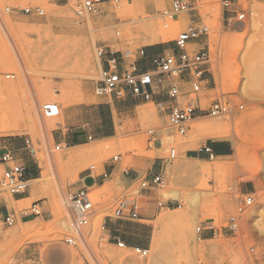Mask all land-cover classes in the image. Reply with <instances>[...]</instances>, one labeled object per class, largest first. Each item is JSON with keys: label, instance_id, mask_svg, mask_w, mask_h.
I'll use <instances>...</instances> for the list:
<instances>
[{"label": "rangeland", "instance_id": "374dc122", "mask_svg": "<svg viewBox=\"0 0 264 264\" xmlns=\"http://www.w3.org/2000/svg\"><path fill=\"white\" fill-rule=\"evenodd\" d=\"M138 1L139 8L127 17L118 13L125 2L98 5L90 17L95 47H108L127 63L137 61V65L146 63L149 67V49L170 53L179 33L190 26H206L208 36L189 45L194 52L208 49L211 57L207 86L198 98L202 107L222 98L233 113L198 118L186 135L180 136L152 101L143 100L144 105L132 107L130 95H97L99 69L90 29L86 20L77 23L68 0H0V152L3 148L14 151L30 179L23 194L28 199L15 201L0 191V217L6 205L17 219L12 227L0 231V264L37 260L43 264H264V0H239L231 6L245 13L244 22L233 27L226 23L221 0H194L191 12L180 14L167 25L158 14L170 0ZM25 8H40L43 15L19 12ZM253 20H257V28L251 26ZM9 28L16 31L29 54L27 63L21 59ZM140 49L145 50L144 58L139 57ZM252 50L259 52L253 64L262 70L263 77L252 89L248 84L249 94L242 96L244 57ZM89 74L92 79L85 78ZM7 75L13 78L7 79ZM5 82H15L18 94H7ZM34 85L49 89L54 102L60 104V115L49 119L58 126L50 134L39 119L34 117L30 127L24 116L27 101L31 105L37 98ZM47 102L40 101L39 112ZM13 122L21 126L15 128ZM212 124L222 127L220 134L226 137L229 151L209 160L200 149L217 141L209 130ZM69 130L81 136V146L64 142ZM102 135L112 136L101 139ZM24 139L31 141L35 158L19 150L23 145L17 144ZM63 143L64 149L47 155V149ZM80 151L86 153L76 156ZM114 156L119 161L114 162ZM52 160L58 163L53 183L34 190L31 181L40 179ZM91 167L95 168L92 175ZM113 168L116 170L111 174ZM125 170L143 174L128 178ZM155 174L161 177L159 184L142 190L141 180ZM88 175L93 180L91 187L86 186L88 178L83 180ZM82 187L89 191L92 210L88 225L78 235L63 198ZM245 193L251 194L253 205L240 219L238 232L228 233L226 221ZM137 199L145 202L137 220L114 217L121 201ZM34 202L40 204L42 215L20 220ZM211 223V232L206 230L200 237L195 234L196 227ZM81 233L88 244L79 237ZM114 237L126 248L117 247ZM68 238L76 244L68 245ZM153 243L158 245L156 252ZM135 246L148 250L145 259L133 253Z\"/></svg>", "mask_w": 264, "mask_h": 264}, {"label": "built area", "instance_id": "2783aa9c", "mask_svg": "<svg viewBox=\"0 0 264 264\" xmlns=\"http://www.w3.org/2000/svg\"><path fill=\"white\" fill-rule=\"evenodd\" d=\"M72 5L73 15L77 23H83L88 16H92L98 11V5L104 1L122 3L131 0H68ZM239 0H221V5L227 13L226 23L233 27L236 23H243L245 13L240 10L230 9L233 5H238ZM194 0H170L169 6L159 12L158 17L163 24L177 20L180 14L189 13L193 10ZM231 10V11H230ZM19 12L37 16L43 15L40 8H25ZM162 24V25H163ZM209 29L206 26H190L186 31L179 33L174 40V50L170 53H160L147 59L149 67L142 63L137 65V61L127 63L124 57L117 52L111 51L108 47L96 45L95 56L100 66L98 74V86L96 93L99 96L141 97L144 101H152L155 96L164 95L165 102H156L155 105L162 113L167 125L178 135L185 136L189 131V125L198 118H220L231 115L233 108L222 98L212 100L207 106L202 107L199 93L206 88V74L210 65L211 57L208 49H200L197 52L189 48L192 42L202 37L208 36ZM118 33H116L117 35ZM139 57H145V50H139ZM7 79L13 75H7ZM239 109H242L240 106ZM43 117L51 119L60 115L57 104L47 102L41 106ZM91 141V136L87 137ZM66 147V144L63 143ZM62 147L55 145L53 150L47 149V155L53 151H59ZM31 158H35V150L29 139H24L23 147L19 149ZM200 152L205 154L209 160L215 157L211 146H204ZM114 162L119 161L118 156L112 158ZM95 168L91 167L90 171ZM28 169L18 159V155L7 148L0 152V191L8 193L13 198L20 196L28 191L29 177ZM124 176L130 177L131 171H123ZM106 177V175H102ZM160 175H153L143 178L140 183L142 190L154 189L160 182ZM65 207L73 216V226L79 235L81 229L88 225L89 214L92 210V200L89 191L82 187L63 198ZM253 205V197L249 193L242 195L234 212L228 217L225 230L228 233L236 234L239 230L240 219L247 209ZM158 207L162 206L157 203ZM141 207L136 201L123 200L114 211L116 219L137 220L140 216ZM42 215L41 206L38 202L30 205L27 211H23L20 220L31 216L39 217ZM17 219L14 214L5 212L0 217V231L12 227ZM102 226V230H104ZM213 229L210 226H198L195 234L201 236L206 230ZM114 243L119 248L126 247L119 238H113ZM66 243L70 246L76 244L73 238H68ZM133 253L140 259H145L148 250L135 246L131 248ZM254 248L250 249L253 252ZM30 264H43L41 261H33Z\"/></svg>", "mask_w": 264, "mask_h": 264}, {"label": "bare ground", "instance_id": "6f19581e", "mask_svg": "<svg viewBox=\"0 0 264 264\" xmlns=\"http://www.w3.org/2000/svg\"><path fill=\"white\" fill-rule=\"evenodd\" d=\"M209 1H213V0H209ZM138 2H139L138 0H135V1H132V2L131 1H127L124 4H122L119 7V9H118L119 15H121V17L130 16L132 13H134V10L139 8V3ZM219 16H220V14H219ZM90 17L91 16H88L86 18V23H87V27L90 29V33H91L90 44H91V46L93 48H95V38H94V35H93L94 30L92 29V21L90 20ZM6 23L8 24L10 22L6 21ZM122 23H123V21H122ZM251 26L257 28L258 27L257 20H253ZM174 28H175V23H174ZM174 28H172V29L174 31H176L177 29L176 28L174 29ZM9 30H10V28H9ZM10 33H11V37L13 39V42H14L15 46L17 47V51L20 54L21 59L24 62L27 63L29 61L30 56H29L28 53L25 52V50H24V48L22 46V42L17 38L16 31H11ZM82 47H83L84 51L87 49V45L85 43L82 44ZM258 53L259 52H256L255 50H252L244 57L245 68H244V71H243V76H244V79H245V84L240 90V95H242V96H246V95L249 94V91H248V88H247L248 84L251 86V89H252V88H254L255 84L263 77V75H261L263 73L262 70L260 68H257L256 64L255 65L253 64L255 62V60L258 58ZM95 59L98 62V59L96 57H95ZM259 60L260 59H258V61ZM87 63L88 62L86 61V64ZM97 65H98V69H100L99 63H97ZM30 73L39 74L41 72L38 71V70H30ZM90 74L88 75V77H85V78L92 79L93 76L90 75ZM57 75L66 76L68 74H66V73H58ZM17 89H18L17 88V84L15 82L14 83H9V82H5L4 83L3 90L9 95L18 94V92L16 93ZM34 93H35V96L37 95V98L31 100V102H32L31 105L27 101V104L24 106V116L27 118V121H28L27 123L29 124L30 127L34 126V117L39 119L41 127L44 129L45 132L50 134L51 131L55 130L58 126H57L56 123H54V122L52 123V121H49L48 118L43 117L42 114L40 115L39 113L41 111L40 112L38 111V106L40 105V101L41 100H48V101H50L52 103H55L54 99H52V97H51V91L49 89H43L41 87L38 88L37 85H34ZM263 95H264V93H263ZM57 105H58V107H59V109L61 111L60 104H57ZM12 126L15 127V128H19L21 126V123H17V122L14 123L13 122ZM59 126H60V123H59ZM221 128L222 127L218 126L217 124H212L211 126H209V130L215 133L214 134V139L217 140V141H222V140L226 139V137L224 135L220 134ZM62 148L64 149L65 146H62ZM84 153H86V151H80L76 156L83 155ZM57 164H58L57 161L52 160L51 163L49 164V168L50 169H45L44 172L42 173V176H41L40 179H34V180L31 181L32 188L34 190L36 189L35 186L39 187L42 190V189H45L46 187H48L51 184V182L53 181V178H54L53 177L54 170H55V167H56ZM29 183H30V181H29ZM91 186L92 185L87 186V187H91ZM61 188H64V186H61ZM164 220H166V219L164 218ZM162 222H163V220H162ZM79 237H81L86 242V235L85 234L81 233V235ZM86 244H88V243L86 242ZM124 248H126V247H124ZM153 251H155V252L158 251V245L156 243H153ZM119 260L123 261L124 258L120 257Z\"/></svg>", "mask_w": 264, "mask_h": 264}, {"label": "crops", "instance_id": "0c3cea01", "mask_svg": "<svg viewBox=\"0 0 264 264\" xmlns=\"http://www.w3.org/2000/svg\"><path fill=\"white\" fill-rule=\"evenodd\" d=\"M172 51H174V50H172ZM146 53L148 54L147 57H151L153 55L160 54L159 51H157L155 49H149ZM165 101H166V97L164 95L155 96L153 98V100H152L153 103H156V102H165ZM130 102L132 103V107H137V106H141V105H144L145 104L143 102V99L141 97H132L131 96L130 97ZM69 128H71V127H69ZM111 136L112 135H102L101 136V139L109 138ZM65 140L68 142V144L70 146H73V147H75V146H81L82 145L81 136H75L74 134H72V131L71 130L68 131L67 136L64 138V142L66 143ZM22 145H23V141L17 144V146H22ZM211 147H212L213 151H215V156L216 157L226 156L228 154V151H229V146H228V143L226 142V140L214 141V142H212ZM115 170H116V168L110 169L111 174ZM89 172H90L91 175L94 173L93 171H89ZM142 174L143 173L140 170L139 171H131L130 178H132V177H138L139 178L140 176H142ZM150 174H151V172H149V175ZM89 177H90V175L84 177L83 180H85L87 178L89 179ZM92 183H93V180L90 178L89 179V182H88V184L86 186H90ZM25 199H28V197L23 196V195L20 196V197H14V200L15 201H22V200H25ZM136 202L141 207V209L144 207V205L142 203H145V202H143L142 200L137 199ZM4 207H5V210L6 211H8L9 213L14 214V210L9 211L6 205H4Z\"/></svg>", "mask_w": 264, "mask_h": 264}, {"label": "trees", "instance_id": "16d2710c", "mask_svg": "<svg viewBox=\"0 0 264 264\" xmlns=\"http://www.w3.org/2000/svg\"><path fill=\"white\" fill-rule=\"evenodd\" d=\"M214 153H215V151H214Z\"/></svg>", "mask_w": 264, "mask_h": 264}]
</instances>
